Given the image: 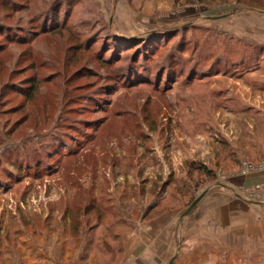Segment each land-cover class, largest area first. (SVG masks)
Returning <instances> with one entry per match:
<instances>
[{"label": "rangeland", "instance_id": "374dc122", "mask_svg": "<svg viewBox=\"0 0 264 264\" xmlns=\"http://www.w3.org/2000/svg\"><path fill=\"white\" fill-rule=\"evenodd\" d=\"M92 256L264 264V0H0V264Z\"/></svg>", "mask_w": 264, "mask_h": 264}, {"label": "water", "instance_id": "95a60500", "mask_svg": "<svg viewBox=\"0 0 264 264\" xmlns=\"http://www.w3.org/2000/svg\"><path fill=\"white\" fill-rule=\"evenodd\" d=\"M205 195V192L200 195L187 209L186 211L183 213V217L189 215L191 213V211L196 207V205L199 203V201L201 200V198ZM173 263V260L171 261L170 264Z\"/></svg>", "mask_w": 264, "mask_h": 264}, {"label": "crops", "instance_id": "0c3cea01", "mask_svg": "<svg viewBox=\"0 0 264 264\" xmlns=\"http://www.w3.org/2000/svg\"><path fill=\"white\" fill-rule=\"evenodd\" d=\"M147 235V234H146ZM169 238V237H168ZM164 239V238H163ZM101 246H104L103 244L101 245ZM107 250H108V252H112L113 251V247H111V244L110 243H105V246H104ZM92 259H93V264L95 263V264H99V262H96V260H95V257L94 256H92Z\"/></svg>", "mask_w": 264, "mask_h": 264}, {"label": "trees", "instance_id": "16d2710c", "mask_svg": "<svg viewBox=\"0 0 264 264\" xmlns=\"http://www.w3.org/2000/svg\"><path fill=\"white\" fill-rule=\"evenodd\" d=\"M258 3V2H257ZM110 51H111V49H110ZM245 61V60H244Z\"/></svg>", "mask_w": 264, "mask_h": 264}]
</instances>
